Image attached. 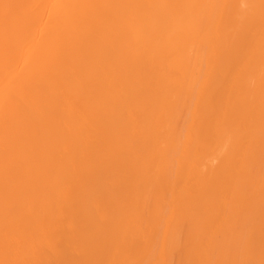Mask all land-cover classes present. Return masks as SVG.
<instances>
[{
    "label": "bare ground",
    "instance_id": "bare-ground-1",
    "mask_svg": "<svg viewBox=\"0 0 264 264\" xmlns=\"http://www.w3.org/2000/svg\"><path fill=\"white\" fill-rule=\"evenodd\" d=\"M0 264H264V0H0Z\"/></svg>",
    "mask_w": 264,
    "mask_h": 264
}]
</instances>
